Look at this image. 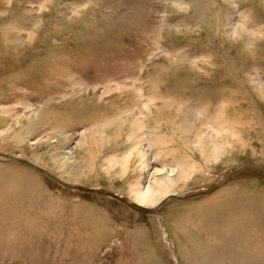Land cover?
<instances>
[{"label": "rangeland", "instance_id": "obj_1", "mask_svg": "<svg viewBox=\"0 0 264 264\" xmlns=\"http://www.w3.org/2000/svg\"><path fill=\"white\" fill-rule=\"evenodd\" d=\"M0 264H264V0H0Z\"/></svg>", "mask_w": 264, "mask_h": 264}]
</instances>
